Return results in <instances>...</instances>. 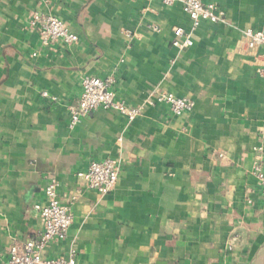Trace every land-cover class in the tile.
Wrapping results in <instances>:
<instances>
[{
	"label": "crops",
	"instance_id": "0c3cea01",
	"mask_svg": "<svg viewBox=\"0 0 264 264\" xmlns=\"http://www.w3.org/2000/svg\"><path fill=\"white\" fill-rule=\"evenodd\" d=\"M217 3L225 21L194 28L180 3L160 0H0V264L42 230L34 205L50 181L75 219L48 258L76 248L77 264H264L253 174L264 169V47L241 40L264 31V0ZM36 12L65 21L75 47L44 45ZM175 27L191 44L174 45ZM85 76H114L142 114L98 109L71 128ZM154 91L195 106L177 116L146 104ZM106 158L121 169L101 194L77 173Z\"/></svg>",
	"mask_w": 264,
	"mask_h": 264
},
{
	"label": "built area",
	"instance_id": "2783aa9c",
	"mask_svg": "<svg viewBox=\"0 0 264 264\" xmlns=\"http://www.w3.org/2000/svg\"><path fill=\"white\" fill-rule=\"evenodd\" d=\"M160 1L166 5L180 3L183 10L191 17L194 28L203 21H225L224 11L219 7L217 0ZM30 25L38 30L44 45L60 41L67 48L73 49L79 41V36L70 29L67 23L54 15L36 12L30 19ZM151 28L155 31L160 30L157 25H151ZM174 34L176 36L174 45L187 46L191 44V35L181 27H175ZM241 40L251 49L264 47V31L247 28L242 32ZM257 72L264 77V63L257 68ZM114 85V76L83 77L79 100L76 104L69 106V126L75 127L82 118L98 109L116 111L125 116L129 122L140 116L144 106L130 105L125 100L119 99ZM43 95L47 96L48 93L44 91ZM156 103L168 104L177 116L191 111L195 106L191 99L161 91L152 92L146 100L148 105ZM120 169V161L116 158L93 160L87 169L79 171L77 176L88 188L106 194L118 184ZM253 174L260 184L264 199V169L260 165H256ZM44 192L45 202L34 205L35 212L42 218V230L22 246H13L7 264H77L78 250L76 248H72L67 255L57 258H48L44 255V250L50 242L62 240L67 236L75 219L71 206L62 202L55 181L47 183Z\"/></svg>",
	"mask_w": 264,
	"mask_h": 264
}]
</instances>
